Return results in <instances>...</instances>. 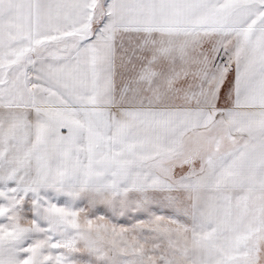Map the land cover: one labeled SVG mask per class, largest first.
Masks as SVG:
<instances>
[{
  "label": "snow or ice",
  "instance_id": "obj_1",
  "mask_svg": "<svg viewBox=\"0 0 264 264\" xmlns=\"http://www.w3.org/2000/svg\"><path fill=\"white\" fill-rule=\"evenodd\" d=\"M0 264H264V0H0Z\"/></svg>",
  "mask_w": 264,
  "mask_h": 264
}]
</instances>
